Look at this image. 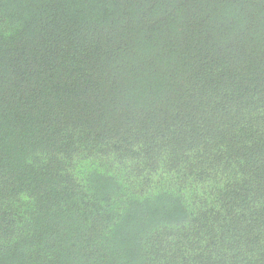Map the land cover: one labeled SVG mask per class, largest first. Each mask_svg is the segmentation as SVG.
Segmentation results:
<instances>
[{"label":"trees","instance_id":"trees-1","mask_svg":"<svg viewBox=\"0 0 264 264\" xmlns=\"http://www.w3.org/2000/svg\"><path fill=\"white\" fill-rule=\"evenodd\" d=\"M0 264H264V0H0Z\"/></svg>","mask_w":264,"mask_h":264}]
</instances>
